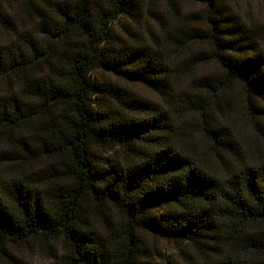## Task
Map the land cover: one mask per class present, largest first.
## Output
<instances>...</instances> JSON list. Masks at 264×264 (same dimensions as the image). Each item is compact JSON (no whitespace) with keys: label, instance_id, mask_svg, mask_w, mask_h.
Returning <instances> with one entry per match:
<instances>
[{"label":"trees","instance_id":"obj_1","mask_svg":"<svg viewBox=\"0 0 264 264\" xmlns=\"http://www.w3.org/2000/svg\"><path fill=\"white\" fill-rule=\"evenodd\" d=\"M193 2L0 0V261L264 264V21Z\"/></svg>","mask_w":264,"mask_h":264},{"label":"rangeland","instance_id":"obj_2","mask_svg":"<svg viewBox=\"0 0 264 264\" xmlns=\"http://www.w3.org/2000/svg\"><path fill=\"white\" fill-rule=\"evenodd\" d=\"M238 5L236 6L237 9L242 13H252L255 16H259L264 21V0H233ZM179 3L181 7L185 10H191L195 8V4L193 0H179ZM94 75L99 80H104L106 78H114L110 73L104 72V71H97L94 73ZM128 86L132 87L135 90H138L141 92L142 95L145 96H154V93L150 89L145 88L142 85H136L131 83H126ZM238 125L241 128V133L244 134L245 137H247L249 134V130L244 127V124H242L238 120ZM21 254L24 256V258L28 261L30 264H43L46 262H49V255L46 251L40 250L36 253H31L27 250H23ZM0 264H7L6 262L0 261Z\"/></svg>","mask_w":264,"mask_h":264}]
</instances>
